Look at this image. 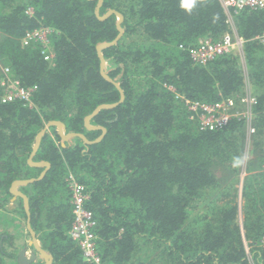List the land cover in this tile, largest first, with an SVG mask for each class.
I'll return each instance as SVG.
<instances>
[{
    "label": "trees",
    "instance_id": "obj_1",
    "mask_svg": "<svg viewBox=\"0 0 264 264\" xmlns=\"http://www.w3.org/2000/svg\"><path fill=\"white\" fill-rule=\"evenodd\" d=\"M96 4L0 0V64L32 89L31 106L24 98L0 99V264H19L18 251L30 238L23 200L12 199L9 188L14 180L36 178L45 169L28 162L37 133L48 121L60 120L66 132L94 140L102 131L87 129L84 117L97 105L119 99L117 88L100 74L96 50L118 34L116 15L99 19ZM28 6L32 14L26 13ZM109 8L122 13L124 31L102 52L107 74L120 83L124 99L91 118V124L106 128L97 142L78 136L62 140L50 125L32 157L50 166L41 178L20 187L28 196L31 227L53 257L50 264H96L83 258L68 234L73 220L69 172L89 192L86 206L97 221L100 264H264L259 245L264 233V43L253 39L264 31V10L243 9L234 17L242 55L234 49L200 64L187 47L232 31L220 0H199L190 14L179 0H103L99 15ZM41 25L53 30L50 59L39 44L21 40ZM2 77L0 69V95ZM246 84L256 98V132L247 154L243 119L201 130L182 98L175 97L237 98ZM137 251L150 253V259L136 262Z\"/></svg>",
    "mask_w": 264,
    "mask_h": 264
},
{
    "label": "built area",
    "instance_id": "obj_2",
    "mask_svg": "<svg viewBox=\"0 0 264 264\" xmlns=\"http://www.w3.org/2000/svg\"><path fill=\"white\" fill-rule=\"evenodd\" d=\"M220 3L232 31L225 32L218 39H212L210 37L199 38L196 44L188 46L187 52L190 58L196 63L205 64L234 49L238 50L240 55H242L243 39L238 36L235 29L234 17L243 9L264 10V0H220ZM32 10L33 7L28 6L26 13L32 14ZM52 31L51 28L43 25L27 30L21 39L22 43L23 45L39 44L44 58L50 59L53 56L49 39V34ZM253 39L264 43V31L255 34ZM0 69L4 74V77L1 78V84L3 86V93L0 95L1 101L6 102L16 98H24L29 101L28 104L31 106L32 102L29 100V97L32 89L21 86L19 81L12 78L8 69L4 68L1 64ZM168 87L172 91L174 90L173 87ZM175 97L182 98L189 117L196 120L201 130L221 129L233 117H236L244 120L243 125L247 142H249L250 136L256 132V127L252 120V108L256 104V98L251 93L249 84H246L244 92L237 98L229 96L213 102H204L184 97L179 93H176ZM242 173L240 174V178L244 175ZM67 180L73 214V220L68 231L69 237L79 244L82 250V256L86 261L100 264L101 258L96 250V219L93 211L86 206V202L89 199V192L86 190L84 184L75 178L72 172H69ZM259 245L264 248V233L260 237Z\"/></svg>",
    "mask_w": 264,
    "mask_h": 264
},
{
    "label": "water",
    "instance_id": "obj_3",
    "mask_svg": "<svg viewBox=\"0 0 264 264\" xmlns=\"http://www.w3.org/2000/svg\"><path fill=\"white\" fill-rule=\"evenodd\" d=\"M102 1L103 0H97V4H96L95 9H94L95 14L101 20L105 19L107 16H109L112 13L115 14L116 15L115 24H116V29L118 31V34L110 41H103V42H100L99 44H97L96 50H97L98 57L100 59L99 71H100V74L103 78H105L106 80L111 82L117 88V90L119 92V99H118V101L113 102V103H101V104L97 105L92 110V112H90L89 114H87L84 117V120H83L84 126L87 129H100L102 131L101 134L97 138H95L94 140L87 139V137L83 133H80V132H66L65 125L60 120L48 121L44 125V127L37 133L34 144L32 146V149H31V152L29 155V158H28V162L32 166H45V169L36 178L14 180L12 182L10 188H9V191L13 194L12 199H14L15 196H20L23 200L24 209H25V213H26V228L30 234V238L27 240V242H28L27 244L33 246V249L30 252H28L25 247L21 248L18 251L17 261L19 264H30L31 262H33L37 258V255L39 258L43 259V261H44L43 264H50L52 262V259H53L51 253L44 250L41 247L40 242L38 241V239L36 237V233L33 230V228L31 227L28 196L25 193H23L17 189V187L21 184H26V183H29V182H32L36 179L41 178L44 175L46 169L50 166L48 161H34L32 159L35 151L37 150V148L39 146L42 135L45 133L46 129L50 125H52V126L56 127V130H57V132H58V134L62 140H66L70 137L78 136V137L82 138L86 143L97 142L103 138L104 134L106 133V128L102 125L91 124L90 123L91 118L94 117L100 109L112 108V107L116 106L118 103L122 102L124 99V91H123L120 83L115 78H112L107 74V71H106L107 61H106V59L103 55V52H102V50L105 47L113 45L120 38V36L123 34L124 30L121 26V22L123 20V15H122V13H120L119 11H117L113 8H109L103 15H99V8L102 4Z\"/></svg>",
    "mask_w": 264,
    "mask_h": 264
},
{
    "label": "clouds",
    "instance_id": "obj_4",
    "mask_svg": "<svg viewBox=\"0 0 264 264\" xmlns=\"http://www.w3.org/2000/svg\"><path fill=\"white\" fill-rule=\"evenodd\" d=\"M198 2L199 0H179V7L183 9L185 12L190 14L193 8L197 6ZM236 162L239 163V161H236Z\"/></svg>",
    "mask_w": 264,
    "mask_h": 264
},
{
    "label": "crops",
    "instance_id": "obj_5",
    "mask_svg": "<svg viewBox=\"0 0 264 264\" xmlns=\"http://www.w3.org/2000/svg\"><path fill=\"white\" fill-rule=\"evenodd\" d=\"M33 182V181H32ZM27 184V183H26ZM26 184H21V185H19L18 187H17V189L18 190H20L21 191V189H20V187L21 186H24V185H26ZM22 192V191H21ZM96 224H97V221H96ZM28 240V239H27ZM28 252H30V251H28ZM27 252V253H28ZM136 257H137V259H136ZM136 257H134L135 259H136V262H139V261H142V260H146V259H150V253H148L147 255H142L140 252H138L137 251V254H136ZM134 262H135V260H133Z\"/></svg>",
    "mask_w": 264,
    "mask_h": 264
},
{
    "label": "rangeland",
    "instance_id": "obj_6",
    "mask_svg": "<svg viewBox=\"0 0 264 264\" xmlns=\"http://www.w3.org/2000/svg\"><path fill=\"white\" fill-rule=\"evenodd\" d=\"M244 134H245V131H244ZM250 138H251V136H250ZM249 138V139H250ZM249 147H250V145H249V142H247L246 141V134H245V146H244V152H245V154H246V152L249 150ZM245 158V157H244ZM242 170H244L243 168H242ZM243 173H244V175H245V172L243 171ZM243 173H242V175H243ZM243 175V176H244ZM240 186H241V180H240ZM240 188V187H239ZM10 206H13V204L12 203H10L9 204ZM22 222V224H23V221H21ZM24 223H25V221H24ZM22 240H23V238L21 237L20 238V241L22 242ZM28 251H30V248H28Z\"/></svg>",
    "mask_w": 264,
    "mask_h": 264
},
{
    "label": "flooded vegetation",
    "instance_id": "obj_7",
    "mask_svg": "<svg viewBox=\"0 0 264 264\" xmlns=\"http://www.w3.org/2000/svg\"><path fill=\"white\" fill-rule=\"evenodd\" d=\"M27 243H28V242H27ZM30 246H31V245H28V244H27V247H25L27 251H28V248H30V251L33 249V247H30ZM20 249H21V248H20ZM20 249H19V250H20ZM38 259H40L39 262L36 261V260H38ZM36 262L39 263V264H43V263H44L43 259L39 258L38 255H37V258L33 261V264L36 263ZM31 264H32V263H31Z\"/></svg>",
    "mask_w": 264,
    "mask_h": 264
}]
</instances>
